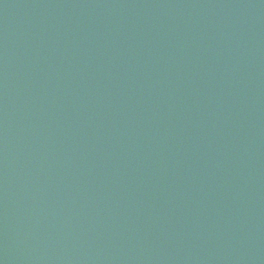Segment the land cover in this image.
I'll use <instances>...</instances> for the list:
<instances>
[{"label": "water", "instance_id": "95a60500", "mask_svg": "<svg viewBox=\"0 0 264 264\" xmlns=\"http://www.w3.org/2000/svg\"><path fill=\"white\" fill-rule=\"evenodd\" d=\"M0 264H264V0H0Z\"/></svg>", "mask_w": 264, "mask_h": 264}]
</instances>
